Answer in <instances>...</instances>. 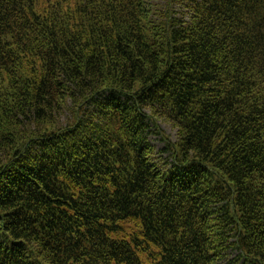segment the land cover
Here are the masks:
<instances>
[{"label": "trees", "instance_id": "16d2710c", "mask_svg": "<svg viewBox=\"0 0 264 264\" xmlns=\"http://www.w3.org/2000/svg\"><path fill=\"white\" fill-rule=\"evenodd\" d=\"M0 264H264V0H0Z\"/></svg>", "mask_w": 264, "mask_h": 264}, {"label": "rangeland", "instance_id": "374dc122", "mask_svg": "<svg viewBox=\"0 0 264 264\" xmlns=\"http://www.w3.org/2000/svg\"><path fill=\"white\" fill-rule=\"evenodd\" d=\"M65 118V117H63ZM160 130L162 131V134L159 132H153L150 135V140L156 145L157 149H163L164 151L162 152L163 156H167L168 152H170V148L167 146V143H171L175 140L176 138V129H174L170 124L168 123H163L160 122L159 124ZM165 134L164 139L162 138V135ZM161 154V153H160ZM161 154V155H162Z\"/></svg>", "mask_w": 264, "mask_h": 264}]
</instances>
